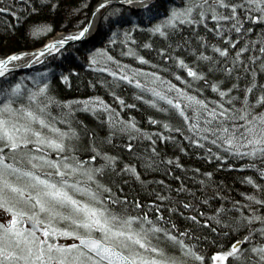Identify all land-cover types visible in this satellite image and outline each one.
<instances>
[{
    "label": "snow or ice",
    "instance_id": "1",
    "mask_svg": "<svg viewBox=\"0 0 264 264\" xmlns=\"http://www.w3.org/2000/svg\"><path fill=\"white\" fill-rule=\"evenodd\" d=\"M166 2L97 0L74 31L0 56V264H264V0H172L160 13ZM85 7L0 0V25L35 38L52 13ZM128 10L149 14L146 42ZM102 28L83 66L106 76L88 87L134 109L118 94L132 86L150 129L102 96L60 99L49 81L45 61ZM226 170L250 172L242 199L217 179Z\"/></svg>",
    "mask_w": 264,
    "mask_h": 264
},
{
    "label": "trees",
    "instance_id": "2",
    "mask_svg": "<svg viewBox=\"0 0 264 264\" xmlns=\"http://www.w3.org/2000/svg\"><path fill=\"white\" fill-rule=\"evenodd\" d=\"M84 2L87 4V7L83 8L79 14H75L73 16H68L66 18V12L63 8H61L59 11H56L52 13L51 18L49 20V23L52 24V31L37 36L35 38L29 36L27 39L22 37V32H24V29L20 27H16L15 29H9L7 35H3L4 33V26L0 25V56L4 55L5 53H8L10 51H18V50H30L39 47L42 43L46 42V39L53 37L57 32H68V31H74V25L76 24L77 20L83 21L86 16H89L91 9L96 4L97 0H84ZM81 3V0H72L73 7H79ZM180 3V2H179ZM178 2H175V4H179ZM174 4L172 3V0L167 1L163 4L162 7L158 9L160 13H163L165 8H171ZM117 7V6H114ZM125 10H127L125 8ZM127 18L132 21V23H138V19H142L144 22L142 24H139V27L133 32V35L135 36L137 42H146L147 38L150 33H148V28L150 27V21H149V14L148 13H140V14H134L128 10L127 11ZM147 17V18H146ZM160 19V16H157V20L151 21V23H156ZM12 23H15L14 21H10ZM102 24H104V21H101ZM106 27V24H105ZM126 27H131V25H127ZM104 29H101V32L99 33V41L96 43L97 47H103L104 41L107 39L106 36H103ZM158 46V45H157ZM117 49H120V45L117 44L115 46ZM81 49V47H75L72 48L71 54H63L61 56H53V58L47 59L45 62L46 67L49 70V81L54 89L58 91L59 98L64 100H74V99H82L86 96H95L99 95L102 96L108 103H111L114 108H117L120 111V115L127 119L129 115L132 117H135L136 121L139 123L141 127L145 128H151L150 125L147 123V116L151 115L154 110L150 109L148 105L144 104L142 101H137L132 98V92L134 91V88L132 86L125 85L120 90H118V94L122 95H128L127 99L125 98V104H136V108H128L123 107L120 108L119 105H117L111 96L107 94V90L102 87L101 85L97 84L95 87H88L89 81H95L97 79H101L106 76V74H101L97 72H93L91 69L84 67L85 63V56L87 55L88 49L85 48V51L79 50L76 51V49ZM90 50V49H89ZM144 51V50H141ZM78 53L79 55L82 53L84 54L82 58H73L71 55ZM118 55V53H117ZM68 58H72V62H69L67 64L64 60H68ZM74 59V60H73ZM78 59V60H77ZM125 63H132L134 66H141L138 62L132 61L130 58L122 57L121 58ZM60 60V62H58ZM82 61V63H80ZM80 63V64H79ZM147 67V66H143ZM42 72L43 67L40 65L34 71H26V73L23 74H15L16 78L19 79L22 75H34L36 72ZM61 73L68 74L69 75V84L65 85L59 81V75ZM178 83L177 81H174ZM80 118L84 119L85 122L88 124L89 128L96 129L98 121L92 118L90 115L81 113ZM157 119L160 117L157 116ZM99 131V129H97ZM103 131H101V135H103ZM185 159H187L185 157ZM205 170H211L208 168H202V171ZM250 172L244 171H231L226 170L224 173L217 176V179H223L225 176L228 177L226 180V183L231 185V193L230 195L235 199H242L240 196L241 192H244L246 188H248L247 185H243L239 183V177L242 175H249ZM170 179V178H169ZM250 190V189H249ZM127 191V189H126ZM227 191V190H226ZM228 238L225 237L219 241V243L226 244ZM210 255V252H209ZM207 261V257H206Z\"/></svg>",
    "mask_w": 264,
    "mask_h": 264
},
{
    "label": "bare ground",
    "instance_id": "3",
    "mask_svg": "<svg viewBox=\"0 0 264 264\" xmlns=\"http://www.w3.org/2000/svg\"><path fill=\"white\" fill-rule=\"evenodd\" d=\"M179 2H180V0H178ZM95 6V5H94ZM115 6H117V7H120V6H118V5H115ZM135 6L133 5L132 6V8H134ZM126 9H128L127 7H125ZM105 11V10H104ZM102 12V11H101ZM90 15V14H89ZM69 32V31H68ZM68 32H64V33H68ZM70 32H72V31H70ZM58 36V35H57ZM96 36H97V34H95V35H93V36H91L90 38H89V40L86 42V43H83V44H81V43H73L72 44V48H75V47H81V49L79 48V50H83V52L85 51V48H87L88 50L89 49H91V47L92 46H96L97 47V45H96V43L99 41V38L98 39H95L96 38ZM38 48V47H37ZM23 51H28V50H23ZM83 55L84 54H78V53H75V54H73V55H71L74 59L75 58H82L83 57ZM53 56H55V54H53ZM73 59V60H74ZM70 60H72V58H68V60H64L67 64H69V62H72V61H70ZM78 60V59H77ZM47 61V60H46ZM45 61V62H46ZM58 62H60V60H58ZM61 63V62H60ZM80 63H82V61H80ZM79 63V64H80ZM40 65H34V66H32L31 68H22V72L20 73H14V75L15 74H23V73H26V71H34V69H36L37 67H39ZM26 69V70H25ZM124 97L127 99V97H128V95H124Z\"/></svg>",
    "mask_w": 264,
    "mask_h": 264
},
{
    "label": "rangeland",
    "instance_id": "4",
    "mask_svg": "<svg viewBox=\"0 0 264 264\" xmlns=\"http://www.w3.org/2000/svg\"><path fill=\"white\" fill-rule=\"evenodd\" d=\"M167 1H169V0H167ZM175 2H178L179 3V1L178 0H175ZM130 12H131V14L133 13L131 10H129ZM102 12H104V11H102ZM140 14V13H139ZM135 15H136V13H135ZM149 16V15H148ZM147 18V17H146ZM70 32V31H69ZM61 33H64V32H61V31H59V32H57V34H55L53 37H50V38H48V39H46V42H48L49 40H52V39H54V38H56L57 37V35H59V34H61ZM99 38V33H97V36H96V38L95 39H98ZM33 49H30V50H28V51H32ZM56 56V55H55ZM22 69V68H21ZM21 69H19L16 73H21L23 70H21ZM27 69V68H26ZM25 69V70H26ZM207 262V261H206Z\"/></svg>",
    "mask_w": 264,
    "mask_h": 264
},
{
    "label": "water",
    "instance_id": "5",
    "mask_svg": "<svg viewBox=\"0 0 264 264\" xmlns=\"http://www.w3.org/2000/svg\"><path fill=\"white\" fill-rule=\"evenodd\" d=\"M115 5H118V6H120L118 3L117 4H115ZM114 5V6H115ZM125 7H127L128 8V6H125ZM101 11H104V9H101ZM136 14H139V13H136ZM22 70V69H21Z\"/></svg>",
    "mask_w": 264,
    "mask_h": 264
}]
</instances>
